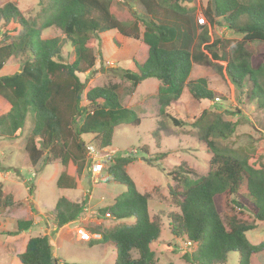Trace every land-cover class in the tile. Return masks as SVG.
<instances>
[{
	"label": "trees",
	"instance_id": "obj_1",
	"mask_svg": "<svg viewBox=\"0 0 264 264\" xmlns=\"http://www.w3.org/2000/svg\"><path fill=\"white\" fill-rule=\"evenodd\" d=\"M38 1L39 11L28 18L14 2L0 7L2 27L15 26V34H1L0 70L12 57L21 58L22 63L19 72L0 76V136H13L27 120L31 121L33 127L25 145L29 161L38 171L59 160L62 170L56 185L60 189L82 188V175L91 162L87 159L91 153L85 137H91L96 148L102 150L112 145L117 126L141 123L137 112L122 104L118 84L94 86L85 92L86 83L79 77L96 66L101 56V35L107 32L117 31L147 48L145 61L133 70L123 69V76L133 86L149 78L158 79L161 113L179 100L185 88L197 100H214L205 78H188L194 63L211 65L221 72L223 66L217 63L220 61L227 62L228 76L235 85L240 87L246 80L250 83V99L264 109V64L254 66L247 48V43L264 41V0H211L206 7L208 23L241 35L239 41L211 40L207 27L196 35L195 11L187 5L193 0H139L149 17L141 20L143 33L141 21L119 20L113 0ZM53 26L61 36L43 38L42 31ZM66 46L71 49L72 60L64 54ZM170 117L176 125L182 124ZM192 125L212 152L210 170L196 177L183 165L174 170L179 186L170 187L169 192L179 212L170 216L171 232L197 244L194 252L185 254L191 264H227L232 252L238 253V264H252V256L264 251V241L253 244L247 237L256 225L236 219L225 224L216 199L228 194L235 208L264 221V163L255 154L239 153L219 142L230 138L237 127L221 113L205 109ZM158 132H153L157 146ZM134 160L129 155L112 159L107 174L113 182L125 185L126 191L102 210V215L112 214L118 220L132 218L134 222L100 226L95 232L102 237L88 241L114 248V264H157L152 246L161 236L162 219L150 215L152 194L140 192L127 172L126 167ZM2 188L0 184V207L12 205L11 196ZM86 205L87 200L59 198L55 231L76 220ZM33 225L31 219L18 220L13 234L29 231ZM18 259L22 264H57L51 237H31Z\"/></svg>",
	"mask_w": 264,
	"mask_h": 264
},
{
	"label": "rangeland",
	"instance_id": "obj_2",
	"mask_svg": "<svg viewBox=\"0 0 264 264\" xmlns=\"http://www.w3.org/2000/svg\"><path fill=\"white\" fill-rule=\"evenodd\" d=\"M8 2H14L27 18L40 9L38 0H0V7ZM209 3L211 0H193L187 3L195 11V34L207 27L211 40H241V35L227 27L208 23L204 11ZM113 8L123 22L149 18L139 0H113ZM140 26L143 33L142 21ZM14 29L13 24L2 27L0 22V40L4 32L15 34ZM41 35L43 38H53L61 36V31L53 26L43 30ZM99 48L101 56L96 66L85 74H79L81 81L86 83L85 92L94 86L118 84L117 91L122 104L134 109L141 118V123L117 126L112 145L102 150L96 148L91 137L84 138L92 153L87 156L91 162L82 175L81 189L57 187L56 179L62 170L59 160L41 166L38 171L32 167L25 151L26 136L33 127L31 121L27 120L25 127L13 136H0V184L12 200V205L3 204L0 207V264H22L18 255L25 251L28 240L44 234L51 237L57 264H114V248L103 243L92 245L88 240L102 237L95 232L100 226L109 228L134 222L132 218L118 220L112 214L102 215V210L114 204L116 197L126 191L125 185L113 182L107 174L112 159L119 155L135 158L126 167L127 172L140 192L152 194L153 200L149 202L150 215L161 216L162 233L159 241L152 246L157 264H191L185 259V254L194 252L197 244H189L187 239L172 234L170 216L179 212V208L171 198L169 188L179 186L173 175L179 165H183L185 170H193V177L206 175L210 170L212 152L199 139L197 130L192 125L205 109L212 114L221 113L224 119L237 123L233 135L219 140L221 144L228 145L239 153L255 154L264 163V109L250 99L248 92L251 85L247 80L240 87L231 81L226 70L227 62H217L223 66L221 72L211 65L194 63L192 66L188 79L205 78L214 92V100H197L185 88L179 100L166 109V113H161L157 98L161 82L158 79L149 78L138 86H133L123 76V69L133 70L136 65L145 61L147 48L140 41L124 37L117 31L102 34ZM247 48L252 53L254 66L264 64V41L247 43ZM64 54L73 59L69 46L64 48ZM21 65V58L12 57L0 70V76L19 72ZM84 104H87L85 100ZM88 107L93 109L94 105ZM170 116L181 120L182 124L176 125ZM156 130L159 131V146L153 137ZM162 153L164 154L161 155ZM97 162L103 165L101 174L92 172ZM61 197L74 200L73 202L87 200V205L76 220L55 231V209ZM230 198L228 194H222L216 199L225 224L228 225L232 219L255 224L256 229L247 233L248 239L253 244L264 241V221L255 220L247 210L235 208ZM22 219H31L34 225L29 231L13 234L18 220ZM238 261V253L229 254L227 264H238ZM251 263L264 264V251L254 254Z\"/></svg>",
	"mask_w": 264,
	"mask_h": 264
},
{
	"label": "built area",
	"instance_id": "obj_3",
	"mask_svg": "<svg viewBox=\"0 0 264 264\" xmlns=\"http://www.w3.org/2000/svg\"><path fill=\"white\" fill-rule=\"evenodd\" d=\"M202 20L204 21V18H203ZM89 149H90V153H92L90 147H89ZM98 162H101V161H98ZM98 162H97V164L94 165L93 168H92V172H93V173H100V172L102 173V171H103V165H102L101 163H98ZM101 173H100V174H101ZM189 244H191V242H189Z\"/></svg>",
	"mask_w": 264,
	"mask_h": 264
},
{
	"label": "crops",
	"instance_id": "obj_4",
	"mask_svg": "<svg viewBox=\"0 0 264 264\" xmlns=\"http://www.w3.org/2000/svg\"><path fill=\"white\" fill-rule=\"evenodd\" d=\"M71 201H74V200H71ZM57 231V230H56ZM57 236V235H56Z\"/></svg>",
	"mask_w": 264,
	"mask_h": 264
}]
</instances>
